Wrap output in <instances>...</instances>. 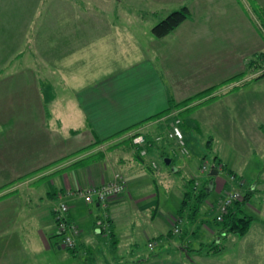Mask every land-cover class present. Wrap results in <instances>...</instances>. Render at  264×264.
Listing matches in <instances>:
<instances>
[{"label":"rangeland","instance_id":"374dc122","mask_svg":"<svg viewBox=\"0 0 264 264\" xmlns=\"http://www.w3.org/2000/svg\"><path fill=\"white\" fill-rule=\"evenodd\" d=\"M183 6L189 8L191 17L171 31L168 36L157 38L152 32V27ZM260 7H264V0H0V124L6 122L14 126L18 122V128H23L20 132H17L16 126L12 127V130L2 131L6 127L0 126V134L10 135V141L8 138L5 139L6 147H12L17 156L19 146L16 143L23 134L24 138L19 142L22 143L23 140L26 142L29 138L25 145L30 147H25L30 149L26 150V154L34 158L50 157L48 159L55 160L52 165L83 152V108L80 105L83 100L79 99V97L83 98V87L95 86L98 83L102 85L112 75L122 74L143 63L147 66L150 75L157 72V75L163 74L168 83L170 79L175 81L174 90L169 92L173 98L168 109L170 112L164 115L168 116L166 117L168 123L165 119L163 121L166 124L164 126L169 128L174 116L181 118L188 152L175 153L178 146L173 140H169L168 144H171L167 152L175 157L178 155L185 158L192 155L206 158L199 167L201 177L185 179L187 188L185 197L195 200V195L200 194V189H203L210 179H214L216 174L211 177L206 174L209 173L211 166L218 169L214 161L215 154L222 158L225 156L233 163L237 162V167L243 166L244 179L235 180L236 175L230 174L229 180L227 177L223 180L236 181L237 184L232 185L238 186L242 193L250 194L243 211L254 219L242 236L234 234L223 236L222 224L212 218L214 216L212 208L215 204L214 200L210 198L208 200L209 194L200 204L199 210L195 201L190 212L195 215L198 211L202 213L203 210H209L212 214L209 220L216 230L217 237L207 239L205 236L201 239V244L200 241H195V238H188L182 244H186L184 249L192 253L194 260H190L187 256L183 260L186 264H264V194L260 192L262 188L260 181L254 177L261 173L264 163L256 144L257 139L260 138H256L255 132L244 131V128L239 132L234 124L231 126L226 122L230 119L227 116L229 106L235 103L240 98V95L238 97L237 95L241 94H234V91L229 89L235 85L233 84L235 80L248 79V77L250 80L264 78V75L259 77L264 72V25L258 11ZM214 13H218L219 16L220 13L224 14L221 17L217 15L218 18L213 21L215 27H211L210 18H213ZM203 16L204 19L209 16L208 20H203ZM222 17L226 18L224 22H229L225 28L221 24ZM201 22L204 26H201ZM211 28L215 31V36L210 34ZM219 33L223 35H218ZM219 37L222 38L219 40ZM224 39L234 43L235 46L241 43V52L244 51L241 56L236 57L238 53L230 51V47L223 48V43L227 42L223 41ZM246 49L247 58L244 60ZM231 54L232 62L229 64L223 57ZM230 71L235 76H226ZM5 74H7L6 78ZM248 81L246 80L245 84ZM239 85L241 84L237 86ZM38 90L46 110L38 108L36 95ZM242 92H245V89ZM253 94L256 98L253 108L259 107L264 110V97L259 98L256 92ZM50 112L53 113L51 117ZM55 119L58 125H53ZM198 119H203L204 123L200 120L198 122ZM43 120L50 123V126L45 125ZM184 120L187 121L186 124ZM189 122L199 124V127L195 128ZM200 122L204 125L201 126ZM46 127L49 128L47 131ZM140 130L139 132H146L143 128ZM162 132H166V129ZM185 132L194 140L193 146L189 145L191 154ZM211 137L213 140L209 139ZM132 138L130 137L133 142ZM210 141H213V144L207 145L211 143ZM234 143L238 144L237 147ZM36 144L39 146L36 147ZM64 152L66 154H63ZM155 162L157 168L158 163ZM219 167L224 169V166ZM146 172L149 176V172L147 170ZM32 174L29 172L27 175L32 176ZM205 176L206 178H203ZM7 177L11 176L4 174L1 168L0 184L4 183L5 180L2 179H8ZM223 177L225 176L221 173L215 181L217 186L211 198L225 191L224 185L219 186L218 183ZM113 178L114 176L111 180ZM18 179L6 180L7 182L1 186L7 187L0 190L12 188L8 186L11 184L19 186L21 182L17 183ZM124 179L122 190L109 201L115 200L125 190L127 186L125 176ZM143 180L145 179H142L141 187L148 188L145 184L147 181ZM157 188L158 190H152L160 194L159 211L167 213L176 209L179 203L176 192L165 202L164 186L159 184ZM187 190L193 191V194H187ZM62 199L69 205V200L72 198L65 196ZM158 199L155 197L156 201ZM76 205L75 209L78 213L75 214L74 211L73 213L79 224L81 223L80 227L83 226V234H87L85 237L95 239L107 235L105 233L111 228L102 226L101 233H98L97 228L100 225L95 224L98 221L95 223L92 221V225L86 228L85 225L89 220L91 221L86 210L92 205H85L83 201ZM215 208L217 209V205ZM25 211L26 209L23 208L22 213ZM83 211L86 213L83 214ZM159 211L155 224L163 232L160 235L162 237H158L160 241L166 237L165 233L168 229L164 231L165 229L162 228L165 226L164 217ZM135 214L122 215L117 220L122 228L119 234L121 239H130L128 235L133 222H135V231L138 228ZM102 215L104 211L100 210L98 217ZM14 218L7 220V228L5 221L0 222V236L15 238L13 239L15 247H11L8 252H0L6 264H22L23 259L33 255H28L27 252L17 254L16 246L22 243H17L16 235H26L20 226L21 216ZM171 219L169 234L178 238V234L181 233L179 217L175 215V218ZM30 221L36 223L34 219ZM201 221L203 224L206 223L204 220ZM118 223L115 219L116 226ZM151 226L153 227L146 223L140 229L146 231ZM148 235L152 236L150 233ZM107 236L109 237V234ZM138 237L136 244L131 246L134 248L132 251L128 246L126 251L123 245L121 249L110 251L109 245H104L102 241L99 243L91 241L90 244L94 246L98 244L100 252L102 250L109 264H129L135 259L131 257V253L152 252L176 257V251L166 250L168 247H160L164 244L160 243L161 241L158 243V240L152 251H149L148 247L151 246L148 245L147 237L142 235ZM217 238L220 239L216 240ZM20 241H23L22 237ZM193 247L202 250V253L210 252V255L196 254ZM119 254H124L125 257L118 259ZM33 258L34 256L26 264H84L85 261L83 251L78 250L74 255L69 249L56 247L52 248L50 253H44L39 262Z\"/></svg>","mask_w":264,"mask_h":264},{"label":"crops","instance_id":"0c3cea01","mask_svg":"<svg viewBox=\"0 0 264 264\" xmlns=\"http://www.w3.org/2000/svg\"><path fill=\"white\" fill-rule=\"evenodd\" d=\"M220 14V16L218 13L212 14L213 18H210L211 27L214 26V19L223 16L224 13ZM208 17L204 19L203 16L202 19L208 20ZM222 20L223 23L221 24L223 28H225V25H228L229 22H224V20H226L224 17H222ZM201 26H204L203 22H201ZM209 32L212 36H215V31H213L212 28ZM218 35L222 36L223 34L219 33ZM220 38L222 37H219V40ZM223 41L228 42V44H225L227 42L223 43V48L228 49L230 47V51H236L238 53L236 57L241 56L244 52H241V43L235 46L234 43L228 40L224 39ZM219 43L221 44V41H219ZM245 53L244 60L247 58V49ZM231 56L232 54L230 56L224 55V61L226 60V62L231 64ZM240 61H242V59ZM245 64H247V61ZM138 65L140 66H134L132 69H128V71L122 74L112 75V77H110L107 82L104 81L102 85L98 83L99 85H86L83 87V98L79 97V99L83 100L80 103L83 108V152L71 155L65 160L62 159V161L52 165L51 163L55 162V160L48 159L50 157H46L47 159H45V157L34 158V156L26 154V150L30 149L25 147L28 146L25 144L29 141V138L26 139V142H24V140L22 143L19 142V140L24 138L23 134L16 143L17 146H19L17 156L14 154L15 150H13L12 147H6L7 141L5 139L8 138L10 141V135L0 134V169L3 168L4 174L11 176L7 177L8 179H2L5 180V182L0 184V188L2 189L6 186H1L7 182L6 180L19 178L16 182H21L19 186H13V184H11L12 186H8L12 188L0 190V222L5 221V228H7L8 219L18 215L22 218L20 226L23 228L22 231L26 236L16 235L17 243H22L20 246H16L17 254L20 252H27L29 253L28 255L33 254V259L39 262L42 255L44 253H50L52 248L56 247L63 249L60 245L61 234L57 226L55 213L60 203L65 201L62 199L65 196H70V198H72L69 200L71 205L67 204V215L68 218L73 222L75 221L80 228V233L76 237V252L78 250L80 252L83 251L85 255L84 264H89L90 261H92L91 264H109L102 250L100 252L98 244L94 246L90 244L91 241L97 243L102 241L104 245H109L110 251H112V249L113 251L121 249L122 245L125 247L126 251H128L127 246L132 251L134 248L131 246L135 245L136 241L139 240L138 235H142L147 237L148 245L149 242L153 240H158V243L161 241L160 243L164 245H160V247H168L166 250L173 249V251H176V257L153 254L152 252L147 254L131 253V257L135 259L129 264H186L183 260L186 256L189 257L190 260L194 259L192 255L190 257L185 251L184 246L186 244L183 245V242L188 238H195V241L198 240L201 244V239L205 236L207 239L217 237L216 230L212 227L213 225L210 223L209 218L213 214L214 216H212V218L215 219V207L219 197L228 189L238 188V186L232 185L236 183V181H228L229 175L235 174V180L244 179L242 172L243 166L237 167V162L233 163L225 156L222 158L218 154H215L214 161L215 165H218V169L211 166L209 173L207 172L206 174L207 176L211 174L212 171L217 170L214 179H210L209 182H207L210 186L208 200L209 198L214 200L215 206L213 207L214 209L212 208L214 212L212 211L211 214L209 210H203L204 212L202 213L198 211L197 214L192 215L190 210L194 207L196 200H189V197H185L187 188L184 181L185 179L197 178V176L201 177V174H199V167L203 161V157H193L192 155L185 158L178 155L177 157L168 156L167 154L169 153L167 150L171 143L168 144L169 140L167 139L163 140L162 143L160 142V144L155 143L153 145H148L146 147L147 153L142 155L140 148L130 139V133L139 131L141 128L148 132L147 136L150 138L167 129V126H164L166 124L162 119V113H167L166 111L171 105V99L173 98L170 91L174 90L173 86L175 84L173 79H170V83H168L163 74L157 75L156 72L150 75L146 69L147 66H144L143 63ZM230 73L226 76H235L232 71H230ZM6 77L7 74H5V78ZM246 80H250L249 77L248 79H236L233 83L235 85L229 88L230 91H234V94H241H238L237 97L240 95V98L229 106V113L227 116L230 117V119L227 118L228 120H226V122L231 126L234 124L239 132L243 131V128L244 131L255 132L256 138H260L257 139L256 144L262 159H264V110H261L259 107L253 108V102L256 100L253 92L258 93L259 98L264 97L262 96L264 93V78L261 77L250 80L245 84ZM18 81L21 82L22 80ZM238 81L240 83H238ZM238 84H241L239 85L240 87L237 86ZM244 89L245 92H242ZM246 93L248 94L247 97ZM36 95L38 98V108L41 107L42 110H46L39 90ZM249 96L251 98H249ZM251 103L252 106L250 107ZM257 108H259V110H257ZM51 114L53 115V113H49L50 117ZM199 120L204 123L203 119H198L197 121L199 122ZM42 122L50 126V123L44 120ZM186 122L187 121L184 120L185 124ZM58 123L60 125V118ZM189 123L195 128L199 127V124ZM1 125L3 128L6 127L2 129V131L12 130L14 126L17 128L19 127L18 122L14 126H10V124L6 122L1 123L0 126ZM53 125H58L56 119ZM200 125L203 126L204 124L200 122ZM45 129L47 131L49 128L47 129L46 127ZM22 130L23 128H18L17 132ZM209 139L213 140L212 137ZM193 141L192 137L186 134L188 147L189 145L191 147L193 146ZM210 142L211 143H207V145L213 144V141ZM234 145L237 147L238 144L234 143ZM37 146L39 145L36 144V147ZM191 147H189L190 154ZM218 152L219 151H217V153ZM63 154L66 153L64 152ZM166 158L170 160L169 163ZM155 161L158 163L157 168L152 165V162ZM219 166H224V169L222 170V167ZM76 170H78V172H76ZM146 170L149 172V176ZM29 172L30 174L33 173L32 176L27 175ZM116 172H120L126 177L127 186L115 200L103 204L97 200L86 202L84 197L80 196L81 189L84 190L88 186H99L108 182ZM221 173L225 177L221 178L222 181L218 183L220 184L219 186L224 185L225 191L211 198V194L217 186L215 181L221 176ZM206 176L203 178H206ZM226 177L228 179H226L227 182L223 180ZM254 177L260 181L259 184H261L262 187L260 192L264 194V163L261 173ZM142 179H145L143 181H147L145 184L148 185V188L141 187ZM37 180H39V182H36ZM159 184L164 186L165 191L163 195L165 197V202L169 200L171 194L176 192L179 203L178 207L173 209V211H168L167 213L159 211V207L161 206L160 194L153 191L155 189L158 190L157 187ZM155 197L159 198L158 201L155 200ZM185 198L187 199L186 203L183 201ZM82 201L85 205H92V207L86 210L89 214V219H91V221L89 220L87 225H85L86 228L92 225V221H94V223L98 221L95 224H99V221L106 222L108 228H111L105 233L107 235L109 234V237L107 235L99 238L96 237L95 239L85 237L87 234H83V226L80 227L81 223L79 224L75 218V214L78 213L75 209L77 206L76 203ZM23 208H25L26 211L22 213ZM29 209L30 211H28ZM100 210L104 211L103 217H98ZM180 210H182V212ZM158 211L164 217L165 226L162 228L165 229L164 231L168 229L165 233L166 237L160 239V241L158 237H162L160 235L163 232H161L159 227H156L155 224ZM84 213L86 212L83 211V214ZM131 213H136L134 217L138 222V228L135 231V222H133L134 224L128 235L130 239H121L119 234H121L122 228L117 220H119L122 215L129 216ZM208 214L210 215L208 216ZM175 215L179 217L181 226V233L178 234V238H174L176 235L169 234L171 218H175ZM205 215L208 216V219L204 217ZM31 219H34L36 223H31ZM115 219L116 223H118V227L115 224ZM201 220L206 221V223L203 224ZM146 223L153 225V227L151 226L148 230L142 231L140 227H144ZM167 225L169 228H167ZM200 232H203V234ZM149 233L152 236H149ZM223 236L228 237L229 234L227 235L224 233ZM21 237L23 241H20ZM13 239L15 238L0 236V252H8L12 249L11 247H15L13 246ZM219 239L220 238H217L216 240ZM154 247L155 245L153 247H148V250L152 251L151 249ZM192 249L195 248L193 247ZM194 252L196 254L210 255V252L202 253V250L197 249H195ZM71 253L75 255V253ZM32 256H27L23 259L22 264L31 261ZM111 257L115 258V256ZM124 257V254H119L117 258L123 259ZM0 260V264H6L1 256ZM69 263H71L70 259Z\"/></svg>","mask_w":264,"mask_h":264},{"label":"built area","instance_id":"2783aa9c","mask_svg":"<svg viewBox=\"0 0 264 264\" xmlns=\"http://www.w3.org/2000/svg\"><path fill=\"white\" fill-rule=\"evenodd\" d=\"M164 116L162 119H167ZM168 120V119H167ZM166 120V122H167ZM182 120L179 116H174L173 122H171V126L166 129L164 134H157L153 137V141L160 143L163 140H173L177 143L178 150L175 153H187V147L185 145V140L183 137V131L180 126ZM168 123V122H167ZM136 132V131H135ZM133 134V142L140 148L141 154L145 155L146 147L151 144L145 137L143 133ZM180 148V149H179ZM152 165L156 167V163L152 162ZM204 166V165H203ZM125 183L124 176L120 172H116L114 174L113 180L103 183L100 186H88L84 190H80V194L84 197L86 202L99 201L103 204H106V201H109L111 198L115 197L122 190ZM242 198V192L238 188L228 189L224 192L223 196L217 200V209L215 213V219L217 221H222L224 214L228 211L229 207L233 205L236 200H240ZM68 210V205L64 202H61L56 210V221L59 232L61 234L60 245L65 249H71L76 246V237L80 233V228L77 226L75 222L70 220L66 216V212ZM100 227L97 228V231L101 232V227H108L106 222L99 221ZM156 244V241L149 242V246L153 247Z\"/></svg>","mask_w":264,"mask_h":264},{"label":"trees","instance_id":"16d2710c","mask_svg":"<svg viewBox=\"0 0 264 264\" xmlns=\"http://www.w3.org/2000/svg\"><path fill=\"white\" fill-rule=\"evenodd\" d=\"M258 11L261 14V17L263 19V25H264V7H260V9H258ZM190 17V10L187 6H183L181 9L179 10H175L173 12H171L170 14H168L165 18H163L162 20H160L157 24H155L152 27V32L153 34L157 37V38H162L167 36L171 31H173L174 29H176L178 26H180L187 18ZM264 75V72L261 73V76ZM167 113L170 112V110L166 111ZM167 113H162V116L166 115ZM181 128H182V122L180 124ZM134 132V131H133ZM138 133H142L139 131L134 132L135 134ZM145 135V137L147 138V140L149 142H151V145L157 143L155 141H153V137H148L147 133L144 132L143 133ZM158 134H164L163 132H160ZM130 137H133V134L130 135ZM133 139V138H132ZM168 156H171L169 154H167ZM205 157L203 156L204 160ZM216 159V158H215ZM210 177L212 176L211 174H209ZM210 189V186L208 183L205 184V187L203 189H200V194L197 193V195H195V200H196V208L197 210H199V206L202 203V201L204 200V198L206 196H208L209 192L207 190ZM191 193L193 194V191H188L187 190V194ZM244 197V198H243ZM250 197V194L248 192L242 193V198L243 200H236L232 206L229 207L228 211L224 214L223 220L219 221L220 224H222L221 228L222 231L228 234H234V235H243L247 232V230L249 229L250 224L252 223V220L254 219L250 214H246L243 211V206L246 203V200ZM185 203L187 202V199L185 198L183 200ZM183 202V203H184ZM198 205V206H197ZM184 209V207H183ZM182 212V210H180ZM66 216L67 212H66ZM55 218H56V213H55ZM57 222V221H56ZM76 246L69 249L71 252L75 253L76 252ZM210 250V248H209ZM188 253V255L191 257V254L189 251H186Z\"/></svg>","mask_w":264,"mask_h":264},{"label":"water","instance_id":"95a60500","mask_svg":"<svg viewBox=\"0 0 264 264\" xmlns=\"http://www.w3.org/2000/svg\"><path fill=\"white\" fill-rule=\"evenodd\" d=\"M166 159H168V158H166ZM167 162L169 163L170 160L168 159ZM215 173H217V170H214V171L211 172L212 175L215 174Z\"/></svg>","mask_w":264,"mask_h":264}]
</instances>
